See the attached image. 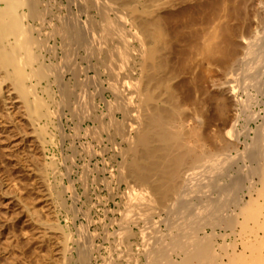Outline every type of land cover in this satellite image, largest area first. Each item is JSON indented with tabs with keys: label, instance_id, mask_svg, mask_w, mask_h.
<instances>
[{
	"label": "bare ground",
	"instance_id": "obj_1",
	"mask_svg": "<svg viewBox=\"0 0 264 264\" xmlns=\"http://www.w3.org/2000/svg\"><path fill=\"white\" fill-rule=\"evenodd\" d=\"M0 142L67 213L2 190L3 264H264V0H0ZM80 187L122 214L102 245L73 237Z\"/></svg>",
	"mask_w": 264,
	"mask_h": 264
},
{
	"label": "rangeland",
	"instance_id": "obj_2",
	"mask_svg": "<svg viewBox=\"0 0 264 264\" xmlns=\"http://www.w3.org/2000/svg\"><path fill=\"white\" fill-rule=\"evenodd\" d=\"M81 60V59H80ZM255 106V105H254ZM252 106V110L254 111V109H255V111H259V106L257 107V106ZM242 122H244V123H241V127L243 128H245L246 127V125H248V122L246 121V120H244V121H242ZM251 126L252 127H255V124H251ZM74 124H70V127H67L66 128V133L67 134H73L74 133ZM79 139V140H78ZM82 139V140H81ZM72 142V139H70V138H67V139H65V142H63L62 143V145H61V153L59 152V156H58V158H60L59 159V165H60V167H59V170L61 171V173L63 172L64 174L66 173L65 172V169L66 168H64L65 167V165L67 166V164L68 165H70V164H72V162L69 160V158H71L72 156H74L73 158H76L77 160H75V162L77 163V164H80L81 163V160H82V157L85 155V151H84V149H86V140H84V138H77V139H75V141L73 140V142ZM75 142V143H74ZM3 143V142H2ZM1 142H0V150L1 149H3L4 148V146H2L3 144H2ZM83 143V145H81ZM73 144H76L75 146L73 145ZM85 144V145H84ZM3 147V148H2ZM6 148V147H5ZM62 148H63V150H62ZM83 148V149H82ZM76 149V150H75ZM5 150H9V149H5ZM4 149L3 150H1V155L4 153H6V155L8 154L9 155V152H10V154L11 155H13V158L11 157V158H8V156H4V154L1 156L0 155V187H1V185H3L1 188H0V192L2 193L3 191L2 190H4V192H8L9 193V191H11V190H13V192H15L13 195H12V191L10 192L11 194V196H13V198L15 199V200H18V201H20L19 202V204H22V205H29L30 207H32V208H30V210H33V212L34 211H36L37 209H39V210H41V217L43 218V220H45L46 221V224L48 225V227L49 228H51L53 225H54V221L55 220H57V218H61L62 219V221H64V217H66V215H67V213H66V211L65 210H63V209H60V207H58V206H56V202H55V198L53 197V195L51 194V192L50 191H48V190H45L44 192H43V189H41L40 187H39V185L37 184V186L35 185L36 184V182L34 181V178H33V176H31L32 174L30 173V172H28L27 170H28V167L31 165H33V164H35V163H40L41 161L39 160H36L35 158L33 159L32 157H30V156H28V154L26 155V153H23V152H21V150H19L18 151V153L16 152V151H14V149H12V151H14V152H12L11 151V149L8 151V153L7 152H4L5 151ZM77 150H78V152L80 151V153H77ZM63 151V152H62ZM74 151H75V153H74ZM83 153H82V152ZM15 152L18 154V155H16L15 154ZM77 153V154H76ZM112 154V153H111ZM110 154V155H111ZM11 155H9V157L11 156ZM14 155H16V156H14ZM64 157H63V156ZM76 155H77V157H76ZM69 156H71V157H69ZM6 157H7V159H6ZM61 157H63V158H65V159H63V158H61ZM69 157V158H68ZM80 158V159H79ZM37 159H38V157H37ZM66 159H68V161L66 160ZM5 160H7V161H5ZM32 161H33V163H32ZM66 161V162H65ZM7 162H8V164H9V166L7 165ZM61 162H62V164H61ZM6 165V169H5V166H4V164ZM30 164V165H29ZM41 164V163H40ZM39 164V165H40ZM28 166V167H27ZM63 166V167H62ZM61 168V169H60ZM64 168V169H63ZM6 170V171H5ZM31 174V175H30ZM63 175V174H62ZM78 174L77 175H74V178H78ZM108 176H109V174H108ZM61 178H63L62 180H63V182L65 183V184H67V185H69V181L66 179V176H61ZM60 178V179H61ZM13 179H15V180H13ZM8 180V181H7ZM10 181H11V183H10ZM8 182V183H7ZM9 183H10V185H9ZM14 183H15V186H16V184H17V186L15 187L14 186ZM7 184V186L5 187V185ZM13 184V185H12ZM9 185V186H8ZM11 189H10V188ZM6 188H8L7 190H5ZM95 189V190H94ZM72 192H68V194L66 195V200H68L67 201V204H68V207H70V209L71 208H74L75 209V211L77 212L76 213V215L78 216H76L75 217V219H74V216H72L71 214H70V217H73V218H71V220L72 219H74V222L76 223H74L75 224V226H74V228H73V231H72V234H73V237H74V239H78L79 241L80 240H82V242H80V243H83L84 242V240H85V236H84V234L87 232V231H89V233H86V235L87 236H89L88 234H90V235H93V236H95V244L96 245H102L103 243H104V238L103 237H105V235H104V231H103V225H110L112 222V219H113V221H115V223L113 224V225H110V227H111V231L112 232H114V230L116 229V230H118L119 228H120V224L122 223H119L120 221H122V214H119L120 213V211H119V208L115 205V203L113 202V201H111V199H110V197H111V192L110 191H108V189H105V190H98V188H94L93 187V193H92V195H91V198L93 199H91L90 201H89V203H88V200L86 199V197H85V195H83L84 194V190L80 187L79 188V190L77 191V200L78 201H74L73 199H71L72 198ZM110 194V195H109ZM18 195V196H17ZM1 197V196H0ZM71 197V198H70ZM100 197V198H99ZM102 197H103V199H102ZM18 198H22V200H19ZM109 198V199H108ZM1 199L2 198H0V202H1V204H2V202L4 201L3 199H2V201H1ZM75 202H73V201ZM100 200V201H99ZM101 201H102V203H101ZM24 202V203H23ZM91 202V203H90ZM93 203V204H92ZM18 204V203H17ZM19 204H18V206H19ZM89 204V205H88ZM22 205H21V207H22ZM70 205V206H69ZM93 205V206H92ZM28 206V207H29ZM41 206H43V208H44V210L42 211V207ZM87 206V207H86ZM93 207L92 209L90 208V213H88V212H86V214L88 215V216H91V219H92V223L91 224H88V223H86L87 222V217L85 218V216H87V215H83V212L84 211H89V208L88 207ZM35 207H36V210H35ZM40 207V208H39ZM0 211H2V212H0L2 215H0L1 216V218L0 219H3V217L2 216H4L5 218L6 217H8V216H6V214L4 215L3 214V212H5L4 211V209H3V207H2V205H0ZM88 208V209H87ZM107 208L109 209L108 211H111V212H108V214H107ZM59 210V212H57ZM116 210H118V211H116ZM60 211H61V213L62 214H60ZM116 211V212H115ZM115 212V213H114ZM64 213V214H63ZM58 214V215H57ZM90 214V215H89ZM86 219V220H85ZM104 219H105V221H104ZM116 219V220H115ZM94 220H95V222H94ZM94 223V224H93ZM103 223V224H102ZM93 224V225H92ZM64 225H66V222L64 221ZM87 225V226H86ZM85 229H83L82 227ZM85 226V227H84ZM89 229H87V228ZM76 228L78 229V228H82L83 229V232H84V234L83 233H81V236H83L84 238H80V233H79V231H81V230H76ZM113 228V229H112ZM87 230V231H86ZM96 230H97V232H98V234L101 236H98V234H97V232H96ZM1 231V230H0ZM49 231V232H48ZM47 232H48V234L47 235H49V238H47V243L45 244V246L44 247H46L45 249H46V252H43V253H49V254H51V253H53V252H58V254L60 255L61 254V246H62V241H63V236H64V233H62V232H59L58 230H48ZM78 231V232H77ZM74 232V233H73ZM76 232H77V234H76ZM103 233V234H102ZM0 234H1V237L4 239V236L5 235H3V232L1 233L0 232ZM31 234V233H30ZM50 234L52 235V236H54V237H52V236H50ZM78 234H79V236H78ZM32 235H33V233H32ZM97 235V236H96ZM103 236V237H102ZM0 237V240L2 239ZM79 237V238H78ZM51 238H53V239H51ZM52 241H51V240ZM51 242H50V241ZM49 243V244H48ZM50 250L52 251V252H50ZM103 251V250H102ZM105 251H103V253H104ZM20 252L18 251L17 252V254L18 255H21V253L19 254ZM37 253H39V252H37ZM42 252H41V256H39V258L41 259L42 257H43V255H46V254H43ZM35 254V253H34ZM2 254H1V252H0V259L2 260L3 259V255L1 256ZM17 255V256H18ZM39 255V254H38ZM76 255V254H75ZM35 256V258L37 257V259H39L38 258V256L35 254L34 255ZM2 257V258H1ZM20 258V257H19ZM44 258V257H43ZM42 258V259H43ZM76 259H78V256H76ZM0 260V262H2L1 264H3V261H1ZM44 260V259H43ZM47 260V261H46ZM39 261V260H38ZM37 261V262H38ZM42 260H40L39 262L40 263H43V262H45L44 264H52L51 262H49L48 261V259H46L45 258V260L44 261H42ZM37 262H35L36 264H37ZM38 262V263H39ZM78 264H80V263H78Z\"/></svg>",
	"mask_w": 264,
	"mask_h": 264
}]
</instances>
